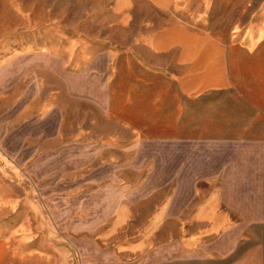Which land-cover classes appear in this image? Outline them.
Listing matches in <instances>:
<instances>
[{
  "label": "rangeland",
  "instance_id": "obj_1",
  "mask_svg": "<svg viewBox=\"0 0 264 264\" xmlns=\"http://www.w3.org/2000/svg\"><path fill=\"white\" fill-rule=\"evenodd\" d=\"M121 11L0 0V264H186L185 229L150 224L170 181L139 178L135 130L155 127L146 95L164 89L117 49L146 5Z\"/></svg>",
  "mask_w": 264,
  "mask_h": 264
},
{
  "label": "crops",
  "instance_id": "obj_2",
  "mask_svg": "<svg viewBox=\"0 0 264 264\" xmlns=\"http://www.w3.org/2000/svg\"><path fill=\"white\" fill-rule=\"evenodd\" d=\"M109 1L125 19L146 5L117 49L164 89L146 93L155 127L135 130L139 178L170 181L151 226L185 229L186 264H264V0Z\"/></svg>",
  "mask_w": 264,
  "mask_h": 264
}]
</instances>
